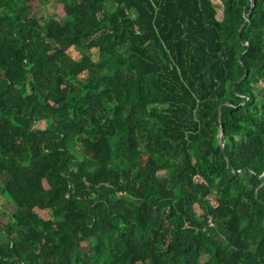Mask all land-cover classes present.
Masks as SVG:
<instances>
[{
  "label": "trees",
  "instance_id": "trees-1",
  "mask_svg": "<svg viewBox=\"0 0 264 264\" xmlns=\"http://www.w3.org/2000/svg\"><path fill=\"white\" fill-rule=\"evenodd\" d=\"M48 1L0 0V264H264V0Z\"/></svg>",
  "mask_w": 264,
  "mask_h": 264
},
{
  "label": "rangeland",
  "instance_id": "rangeland-1",
  "mask_svg": "<svg viewBox=\"0 0 264 264\" xmlns=\"http://www.w3.org/2000/svg\"><path fill=\"white\" fill-rule=\"evenodd\" d=\"M49 3H45L44 5V11H45V14L47 17H51V18H60L62 17L64 11H63V8H62V5H60L57 1L55 0H49L48 1ZM216 3H218V1H215ZM68 52H70L71 54H76L74 53V50L72 49H69ZM37 127H41V128H44V123H41V124H37L36 125ZM2 179H1V176H0V183H1ZM12 203L8 200V198L4 195H0V219L5 222L6 219L9 218V214H10V211L12 210ZM39 213L44 216V217H49V213L48 211H39ZM0 234H1V231H0ZM85 247V246H84ZM83 247V248H84Z\"/></svg>",
  "mask_w": 264,
  "mask_h": 264
},
{
  "label": "water",
  "instance_id": "water-1",
  "mask_svg": "<svg viewBox=\"0 0 264 264\" xmlns=\"http://www.w3.org/2000/svg\"><path fill=\"white\" fill-rule=\"evenodd\" d=\"M252 6H253V3H252ZM243 26H244V24L241 26L240 32H241V29L243 28ZM226 104H229V103H226ZM219 120H221L220 109H219ZM218 142L221 146L222 153H224V142L222 140V128H220L219 133H218ZM263 185H264V182L261 184V186H263Z\"/></svg>",
  "mask_w": 264,
  "mask_h": 264
},
{
  "label": "built area",
  "instance_id": "built-area-1",
  "mask_svg": "<svg viewBox=\"0 0 264 264\" xmlns=\"http://www.w3.org/2000/svg\"><path fill=\"white\" fill-rule=\"evenodd\" d=\"M200 180V179H199ZM211 225H212V223H211Z\"/></svg>",
  "mask_w": 264,
  "mask_h": 264
}]
</instances>
